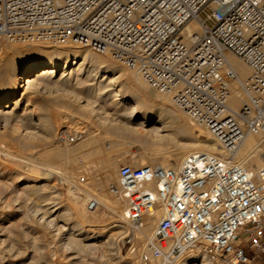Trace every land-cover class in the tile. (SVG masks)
Segmentation results:
<instances>
[{
  "label": "built area",
  "instance_id": "2783aa9c",
  "mask_svg": "<svg viewBox=\"0 0 264 264\" xmlns=\"http://www.w3.org/2000/svg\"><path fill=\"white\" fill-rule=\"evenodd\" d=\"M190 20L199 37L185 33ZM2 42L73 43L106 56L169 96L218 144L222 158L194 152L176 167L118 168L109 191L125 202L123 243L137 264H201V256L251 264L264 253V159L254 169L229 160L248 135L264 147V0H0ZM228 55L246 66V79ZM88 187L79 174L73 190ZM100 207L94 195L85 201L88 212Z\"/></svg>",
  "mask_w": 264,
  "mask_h": 264
},
{
  "label": "bare ground",
  "instance_id": "6f19581e",
  "mask_svg": "<svg viewBox=\"0 0 264 264\" xmlns=\"http://www.w3.org/2000/svg\"><path fill=\"white\" fill-rule=\"evenodd\" d=\"M184 30L185 33L195 34L196 37L202 34V28L193 20L185 24ZM78 48L80 46L73 43L55 45L50 50L38 49L35 46L0 43V159L3 160V165L0 164V177L10 180L8 183L11 184V190H13L11 192H14L12 195L15 199H11V196L9 201L14 199L17 203L16 200L19 199L23 205L29 204L30 201V204L33 203L29 209L17 205L21 211L24 210L22 213L25 218H22L25 221L29 220L31 226L21 228L23 231L19 233H13V239L9 238L12 235L5 234L7 229L0 226V245H4L5 252H7V258L1 256L0 259L5 264L24 261L28 262L26 264L38 263L43 253L49 256L50 264L51 260L53 264H85L81 253H86V250L99 252L98 259L103 258L102 264H118L117 260L113 263V260L119 256L117 250L114 251V249L121 242L128 227L123 218L125 202L122 200L123 204L120 201L123 204L121 206L116 203L117 201L110 199V196H106L110 193V187L116 184V180L112 183L111 179L109 181L101 179V185L91 187L87 192L82 191L85 193V201L89 196H95L98 193L104 201L115 207V210H110L105 202L100 201L113 217L112 224L104 226L100 231L83 225V220L88 225H91L92 221L78 211L73 200L71 201L73 203H68L67 207H49L47 201L49 199L43 196L44 192H47L48 184H37V175H42L44 179H47L50 175L57 173L60 174L59 178L65 187L71 182L75 183L73 179H77L79 173L75 167L76 164L73 163L77 157L76 154H82L83 157L80 156L85 160L89 159L103 152L105 149L101 148V144L107 142L109 150L120 146L138 149L137 157H140L141 162H131L134 163L129 164L132 166L151 165L152 161H156V164L162 166L176 167L186 155L194 152L223 157V153L211 134L204 127L195 125L181 110L176 108L169 96L154 90V92L150 91L151 88L149 90L147 84L139 76L127 73L128 71L111 62L108 57L90 53L87 48ZM228 59L240 79H246L249 76V70L237 58L228 55ZM57 76L58 78L53 80ZM41 78L52 80L55 85L53 89H50L52 92L65 93L87 118H94L96 129L99 128L98 130L104 137H95L94 131L87 129L88 136L84 138V141L72 144L75 132L71 129L75 121L71 122V117L74 116L68 115L69 112L68 116L66 115L69 119L68 123H65L63 116L59 113L49 114L45 118L37 115L36 119L25 107L21 108L19 113L16 109L21 100L28 105L33 95L47 92L48 89L46 90L40 82ZM97 78L100 79L97 80ZM75 89L84 94L86 101L80 100L81 97L73 91ZM122 90L127 95L123 94ZM107 98L111 100L112 112H107L99 105V102ZM241 99L240 92L236 90L229 99V105L236 109ZM11 106H13L12 109H10ZM12 119L17 121L24 119L25 127L20 130L14 125L15 121L11 123ZM59 127L61 128L58 129ZM62 128L66 130L63 131ZM65 134H71L70 136L73 137L72 140H68L69 147L67 149L66 146V151L62 149L53 153L42 147L49 139H57L59 135L64 136ZM28 150L36 154L34 157L37 156L38 159L43 158V160L31 159L33 155L30 152L31 156L27 157L28 153H24ZM262 153H264V147H262L261 138L257 135H248L229 160L241 164L244 168L254 169L258 168L264 159ZM53 161L54 163L50 164ZM63 161L68 163L67 167L63 165L62 170L61 166V172H58L60 167L58 168L56 164L60 166ZM81 162L82 168H86L81 172L90 176L87 174V167L83 166L86 161ZM1 180L3 183V179ZM5 180L4 184L7 185ZM100 190L108 193L104 195L101 191L102 195ZM67 192L71 190L68 188ZM77 192L72 191L74 198H77L75 196ZM9 201L6 203L9 204ZM70 218L75 219V223L71 222ZM58 220L61 224L57 223ZM94 221H99L97 216H94ZM11 226L10 223L8 227ZM144 229L148 234H144L143 230L141 233L151 236L154 232V223L150 221ZM110 230L113 232L110 233ZM9 232L11 233L12 230L10 229ZM58 251L62 254L59 255ZM129 257L134 264H137L133 257ZM201 260V264H205L202 256ZM132 262L130 264H133Z\"/></svg>",
  "mask_w": 264,
  "mask_h": 264
},
{
  "label": "rangeland",
  "instance_id": "374dc122",
  "mask_svg": "<svg viewBox=\"0 0 264 264\" xmlns=\"http://www.w3.org/2000/svg\"><path fill=\"white\" fill-rule=\"evenodd\" d=\"M27 46H35L38 49H42V50L43 49L50 50L53 47V46L46 45V44H42L41 45L40 43H34V44H31V45H27ZM7 47H10V46H7ZM73 49H75V48H73ZM78 49H80V48H78ZM89 52L90 53H93L90 50H89ZM93 54H95V53H93ZM96 55H98V54H96ZM127 73H129V72H127ZM57 78H58V76L55 79H53V80H56ZM99 79L100 78H97V80H99ZM40 80H41L40 82L43 83L42 85H44V87L46 88V90L48 89L47 92L42 93V94H35V95H33V97L31 98V100H29L30 102H28V103H30V104H28V105H26V102L24 100H21L20 105L16 109L17 111H19V113H20V109L21 108H24V107L26 108L27 111H30V113H31V115L33 116L34 119H36L37 115H40V116H42V117L45 118L49 114H58L59 113V115L61 114L63 116L65 123H68L69 119H68L67 116L71 114V116H74V117H71L72 118L71 119V122L74 123V121H75V123H74L75 125L73 124L72 129H71V131L74 130L72 132H75L74 133V140H73V143L72 144H78V143L84 141V138H86V136H88V134L86 132V131H88L87 129H89L90 131H94L93 134H95L94 135L95 137H99V136L104 137V136L101 135L102 132H100L98 130L99 128L96 129L97 126H96V124L94 122V118H90V117L87 118L81 111H79L76 108L77 106L73 103V101L71 100V98H68V96L65 95V93L58 92V93H60V94H58L57 92L55 93V92H52V90H50V89H53L55 87V85L52 82V80H49L48 78H41ZM149 90H150V88H149ZM73 91H74V93L77 96L81 97L80 98L81 101H86V99L84 97V94L82 92H80L79 90H76V89L73 90ZM150 91H153V90L151 89ZM122 93L125 94V95H127V93L124 92L123 90H122ZM110 101L111 100L107 98V99L103 100L102 102H99V105L102 107V109L105 108L107 112H112L111 111V105H110L111 102ZM100 106H99V108H101ZM12 108H13V106H11L10 109H12ZM78 111L80 113H78ZM13 112H15V111L13 110ZM68 112H69V114H68ZM80 114H82V116ZM78 115L81 116V117H79ZM92 119H93V121H92ZM25 122L26 121L24 119H21V120H18V121L12 119V122L11 123L12 124L15 123L14 125H16V127L21 130L22 127L23 128L25 127ZM60 128L61 127H59L58 129H60ZM62 130L65 131L66 129L65 128H62ZM82 131L84 133H81ZM64 136H66V134ZM64 136L63 135H59L57 139L56 138L55 139L54 138H51L48 141H46L43 144L42 147L43 148L45 147L44 149H47L49 151L51 150V152L53 151V153L54 152H58L59 150L61 151L62 149H63L62 151H66L65 149H66V146H67V149H68L69 142L67 143L64 140V138H63ZM105 137H106V135H105ZM103 143H104L103 145L101 144V148L102 149H105L103 152H101V153H99V154H97V155H95L93 157H90L89 159H86V160L84 158H82L83 157L82 154H80L82 157L79 154H76L77 155V157H76L77 161H76V159H75V161L73 160L74 157L72 159V161H74L73 162L74 164L77 165V164L80 163L79 166L78 165L77 166L75 165V167L77 168V171L79 170L78 171L79 172L78 175L82 173L81 171L83 169H86V168H82V162L81 161H83V162L86 161L88 163L86 165V162H85L84 165H83L84 167H87V174L90 175V176H86V178L89 177V178H87V182H88V185H89V187L87 188V191H88V189H91V187L93 188V187H97V185H101V179H104L105 181H109L111 179L112 183H115V180L117 182V179H116L117 178V171H118V168L121 165H123V164H128V165L129 164H134V163H131V162H141L139 160L140 157H137V155L139 153V150L138 149H132V148H126L125 146H120V147H116V148H114L112 150H109V148H108V145L109 144L107 142H103ZM15 151H17V150H15ZM25 151H27V150H25ZM133 151L135 153H133ZM17 152H19V151H17ZM29 152L30 151L28 150V152H25L24 154L28 153L27 154V157H29L30 153H32L31 155H33V156L30 155L31 156V159L33 158L35 161L43 160V158H41V159L39 158L38 159L37 156L34 157V155H36L34 152H30V153ZM35 158H37L38 160L35 159ZM2 163H3V160L0 159V164H2ZM53 163H54V161L53 162H50V164H53ZM65 164H66V161H63L62 164H60V166L58 164H56L58 168L60 167L58 169V172H61V166H62V170L64 169V166H65V168L67 167V164L68 163L66 165ZM89 164H90V166H89ZM151 164H156V161H152ZM5 165H6V163H5ZM84 174H86V173L84 172ZM59 175L60 174H58V173L57 174L50 175V177L47 178L48 180L47 179H44V176H42V175H37L36 176L37 177V180H38L37 184H43V183L46 184L47 183L48 186H49L48 188H46L47 189L46 190L47 192H44V194H43V196H45L46 198L49 199V200H47L48 203H49V205H48L49 207H53V208L59 207V206L60 207H62V206L63 207H67L69 205L68 203H73L74 202V203H76V206H77L78 211L81 212V213H83L84 216H86L87 218L91 219V221H92L91 222V225H88L83 220L82 223H83V225L85 227H90L91 229L100 231V229H102L104 226H108V225H111L112 224L113 217H112L111 213H109L110 211H108L105 208V206L103 207V204L102 203H100L101 204V207L98 210H96L94 212H88V211H86V209H85V202H84L85 201V196H84L85 193L82 192V191H78L77 194H75V196L77 198H74L71 193L73 191V185L75 183H72L71 182L70 183L71 185L70 184L69 185L66 184L68 186L65 187V184L61 182V179L59 178L60 177ZM1 179H3V183H2V180ZM4 180H5L4 178L0 177V220H2V221H0V226L5 227L7 229V230L5 229L6 232H7L5 234L10 235V236L12 235V237H9V238L10 239H13L14 238L13 233H19V232L23 231V230H21V228L23 229V227L25 228V227L31 226L29 220L26 219V221H25V219L22 218V217H24V215L22 213V212H24V210L21 211L20 210L21 208L18 207V206H21L22 208L26 207V209H29V207H31V205L33 206V203L30 204V202H31L30 201L29 204L28 203H25L23 205V204H21V202H19L20 201L19 199L16 200L17 201V203H16L15 200H14L15 198L12 195L14 192L13 193L11 192V191H13V190H11V184L8 183V182H10V180H5V181H7V185L4 184L5 183ZM75 180L76 179H73V182ZM62 184H64V186ZM8 185H9V187H8ZM67 187L71 190V192H67L68 191V188ZM107 188L105 190H107ZM63 190H65L64 192H67V193L62 192ZM105 190H103V191L100 190L99 192H101V191L104 192ZM81 192L84 193V194H82ZM106 192H104V195H105ZM56 193H57V195H56ZM102 195H103V193H102ZM95 196L99 199V201L105 202L106 205H107V207L110 210H115L114 209L115 208L114 205L111 204V203H109V202H107V201H104V199L101 197L100 194L97 193V194H95ZM106 196H108V197L110 196L109 197L110 199H112L113 201H117L116 203H118L119 205L123 206L124 203L122 202V200H119V199L113 197L110 193L106 194ZM10 197H11V199L14 198L13 199L14 201L12 200L13 202L12 201H9ZM83 197H84V199H83ZM72 200H73V202H71ZM76 200H77V202H76ZM8 201H9V204L6 203ZM41 202H39V203H41ZM43 202L46 203V201H43ZM41 204H44V203H41ZM117 209H119V208H117ZM94 216H97V218H98L99 221H97V222L94 221ZM72 219L73 218H70V221L73 222V223H75V219H73V220ZM8 223L9 224L11 223V225L14 226V227H12V226L11 227H8L9 226ZM57 223L58 224H61V222L59 220L57 221ZM28 224H30V225H28ZM6 225H7V227L9 229L6 227ZM21 225H22V227H19ZM10 229L12 230V232H11L12 234L9 232ZM111 232H113V230H110V233ZM143 232H144V234H148L147 233V230H145V229H143ZM1 237L2 238H5V236H1ZM44 243H45V241H44ZM116 247L117 248H115L114 251L117 250L119 256L117 258H115V260H113V263L116 262V260H117L118 261V264H130L133 260L129 257L131 255H127V253H128L127 252V246L124 245L123 238H122L121 242H119L117 244ZM5 249H4V245H2V246L0 245V257L3 256V258H7V252H5ZM12 251H14V250H12ZM58 253H59V255L62 254V252L60 253V251H58ZM98 253L96 251H93V250H91V251L86 250V253H81V255H82L81 257H82V259H84V262L83 263H85V264H102V259L103 258L98 259L99 258L98 257ZM246 255L247 256H251V251L249 249H246ZM42 256L43 257L41 258V260L38 263L37 262H34V263H31V264H46V263L47 264H50L49 263L50 259L48 258L49 256L47 254H45V253H43ZM131 257H133V256H131ZM133 259H135V258L133 257ZM20 263L21 264H26L28 262L24 261V262H20ZM20 263H14V264H20ZM53 263L54 262L51 260V264H53ZM132 263L134 264V261ZM0 264H5V263H3V260L0 259ZM251 264H264V253H261L259 255L258 259L254 260Z\"/></svg>",
  "mask_w": 264,
  "mask_h": 264
}]
</instances>
